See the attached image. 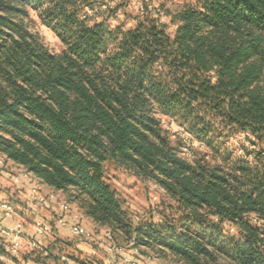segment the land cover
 <instances>
[{
    "label": "clouds",
    "instance_id": "clouds-1",
    "mask_svg": "<svg viewBox=\"0 0 264 264\" xmlns=\"http://www.w3.org/2000/svg\"><path fill=\"white\" fill-rule=\"evenodd\" d=\"M5 2L0 264L264 262V0Z\"/></svg>",
    "mask_w": 264,
    "mask_h": 264
},
{
    "label": "trees",
    "instance_id": "trees-1",
    "mask_svg": "<svg viewBox=\"0 0 264 264\" xmlns=\"http://www.w3.org/2000/svg\"><path fill=\"white\" fill-rule=\"evenodd\" d=\"M28 3H33V0H27ZM71 3L75 4V0H71ZM228 5L231 7L229 8ZM206 7H208L210 10H212L213 16L216 17L217 23L221 22L222 19H225L227 17L232 16L233 13L235 15L240 16L244 20H250L253 19V13L256 12V8L254 5L249 3V0H228L226 5H220L218 0H213L212 4H206ZM0 8H4L7 11L11 12H21V8H12L10 4L6 3L5 0H0ZM83 9L82 8H75L72 12L71 15L67 17V19L70 22H77L78 20V13H82ZM264 19V18H261ZM10 37L9 33L3 32L2 29H0V39H2L4 42L0 43V49L4 47V43H6V40ZM83 39V38H81ZM91 40V37H89V41ZM89 41H85V43H88ZM95 47H99V43L95 45ZM91 62V60L89 61ZM39 106H37V109L33 110H38ZM12 110H0V127H6L10 126L16 129L18 133L21 135H24L26 132H28L30 135H36L37 133L30 127H25V124L20 120L19 116H12L11 113ZM42 115L47 116V118L51 121L54 118L51 117L50 114L47 113H41ZM57 128L62 127L58 123L56 124ZM32 139H35L34 136L31 137ZM5 146L7 147H14L9 144L8 141H3L2 142ZM13 155L19 159L23 157V153H20L18 150H16ZM37 171H40L39 167L37 166ZM196 177H193V180H196ZM203 180L211 183L212 185H215L210 193L208 198H217L221 193L220 189L222 188H227V184L225 182V178L220 175V172L217 171V173L212 176L208 177L205 176L203 177ZM200 190L203 191V189L206 187L205 183H200L199 184ZM259 203L261 205V210L264 211V200H260L258 202H253ZM251 230V229H250ZM198 236H203V232L197 233ZM179 239V237H177ZM194 240L192 244V250H193V256L191 259L186 260L185 264H192V260H197V264H203L202 261L199 260L200 257L206 256V253L203 252V249L198 248V241H196V237L192 238ZM200 239H203L200 237ZM250 247V246H249ZM244 251L245 249L243 248V245H241L238 249H236L234 252L230 253L234 259H243L244 257ZM243 264H264V262L257 261L255 259H243Z\"/></svg>",
    "mask_w": 264,
    "mask_h": 264
},
{
    "label": "crops",
    "instance_id": "crops-1",
    "mask_svg": "<svg viewBox=\"0 0 264 264\" xmlns=\"http://www.w3.org/2000/svg\"><path fill=\"white\" fill-rule=\"evenodd\" d=\"M3 200H4V192L2 186H0V202H3Z\"/></svg>",
    "mask_w": 264,
    "mask_h": 264
},
{
    "label": "built area",
    "instance_id": "built-area-1",
    "mask_svg": "<svg viewBox=\"0 0 264 264\" xmlns=\"http://www.w3.org/2000/svg\"><path fill=\"white\" fill-rule=\"evenodd\" d=\"M8 199H9V200H11V198H10V197H9ZM13 203H16V201H13Z\"/></svg>",
    "mask_w": 264,
    "mask_h": 264
},
{
    "label": "rangeland",
    "instance_id": "rangeland-1",
    "mask_svg": "<svg viewBox=\"0 0 264 264\" xmlns=\"http://www.w3.org/2000/svg\"><path fill=\"white\" fill-rule=\"evenodd\" d=\"M16 203H19V201H16Z\"/></svg>",
    "mask_w": 264,
    "mask_h": 264
}]
</instances>
